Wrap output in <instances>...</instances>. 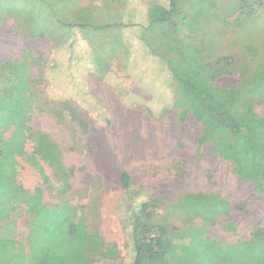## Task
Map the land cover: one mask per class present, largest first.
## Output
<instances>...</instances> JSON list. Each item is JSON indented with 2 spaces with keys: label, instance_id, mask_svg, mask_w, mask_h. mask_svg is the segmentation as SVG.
Listing matches in <instances>:
<instances>
[{
  "label": "rangeland",
  "instance_id": "rangeland-1",
  "mask_svg": "<svg viewBox=\"0 0 264 264\" xmlns=\"http://www.w3.org/2000/svg\"><path fill=\"white\" fill-rule=\"evenodd\" d=\"M29 1L34 3L31 10L21 0H0L2 94H7L16 77L9 67H3L5 64L21 65L22 77L30 75L35 83L23 153L15 158L17 183L28 195L40 189L41 206L76 210V219L86 226L94 249L99 245L101 254H108H91L87 264H124L128 245L118 214L126 193L120 184L123 172L131 176L134 186L147 189L152 200V236L160 237L163 243L170 240L176 245L180 233L214 243L218 248L212 264H225L223 253H238L241 242L264 246V196L252 183L241 181L232 165L217 155L213 143L198 148L196 140L202 127L192 115L182 123V108L160 114L148 106L149 95L127 74L129 58L115 29V14L100 19L99 23L109 24L107 30H86L91 38L98 35L97 54L112 71L103 74L107 75L103 82L89 78L93 96L110 114L109 126L97 125L75 102L54 100L44 105L50 100L43 81L45 68L58 36L50 24L51 2ZM75 5L69 3L66 9L56 5L58 21L68 25L96 23L91 14L74 11ZM179 9L186 19L165 26L155 24V31L146 32L148 43L167 58L179 54L182 44L197 49L200 63L213 81L210 84L225 91L236 89L234 97L240 102L236 114L244 104H250L264 120V0H181ZM123 92L134 96L130 104L125 103ZM228 95L225 92L219 99L224 101ZM173 98L167 91L163 99L173 102ZM55 107L63 111L64 121L49 112ZM14 130L11 126L4 132V142L11 139ZM37 134L47 136L57 147L71 184L65 195L60 194L64 181L37 152ZM13 209L10 217L0 222V239L15 240L18 249L29 255L34 216L24 205H13ZM179 242L185 251L184 241ZM181 251L174 252L179 254L177 264L201 263L199 258L187 260ZM4 252L0 251L3 259Z\"/></svg>",
  "mask_w": 264,
  "mask_h": 264
},
{
  "label": "trees",
  "instance_id": "trees-1",
  "mask_svg": "<svg viewBox=\"0 0 264 264\" xmlns=\"http://www.w3.org/2000/svg\"><path fill=\"white\" fill-rule=\"evenodd\" d=\"M180 1L121 0L125 6L122 35L130 55L127 74L149 95L151 102L148 106L155 107L156 112L164 114L174 108H182L183 113L179 118L182 123L192 115L202 127L196 140L198 148L213 143L217 155L232 165L241 181L252 183L264 196V120L250 104H244L242 111L236 114L235 109L240 104L234 97L236 89L225 91L210 84L213 81L206 66L201 65V53L197 49L182 44L179 54L167 58L158 53L145 37L147 31H155V24L165 26L171 21L186 19L179 9ZM63 26L67 30L66 35L56 43L45 68L43 81L47 84L50 100L44 105L49 106L54 100L62 104L65 101L75 102L97 125L107 127L111 121L110 114L95 99L85 77L90 70L103 77L108 66L92 52L83 36L84 26ZM166 37L171 39L168 35ZM3 67H9L16 77L10 82L6 95L0 89V222L10 217L16 204L26 206L28 214L34 216V221L31 226L30 254L19 250L15 240L0 239V251L5 250L6 257H0V264H87L91 254H101V248L98 245L94 249L86 226L77 221L76 210L69 206L55 210L41 206L43 194L40 189L28 195L17 183L15 158L23 153L27 113L34 103L35 83L30 75L22 77L21 65L5 64ZM167 91L173 93V102L164 101ZM225 92L229 95L221 101L219 95ZM124 96L126 104L134 99L129 92H125ZM7 100L11 102L7 103ZM49 112L57 120L64 121L61 109L55 107ZM70 113L73 119H77L74 111ZM11 126L15 127L14 133L9 141L4 142V132ZM35 146L41 158L64 181L60 194L70 192L69 174L56 145L47 136L37 134ZM120 184L126 192L118 206L128 245L124 264H177V249L186 253L184 256L187 260L199 258L201 263L198 264H212L213 254L218 248L214 243L206 244L198 238L180 233L184 251L179 246L180 240L175 245L170 240L163 243L160 237H153L149 212L152 200L146 195L147 189L134 186L127 172L120 175ZM101 255L108 256L107 253ZM223 262L264 264V246L241 242L238 253H223Z\"/></svg>",
  "mask_w": 264,
  "mask_h": 264
},
{
  "label": "crops",
  "instance_id": "crops-1",
  "mask_svg": "<svg viewBox=\"0 0 264 264\" xmlns=\"http://www.w3.org/2000/svg\"><path fill=\"white\" fill-rule=\"evenodd\" d=\"M23 6H28L31 8L34 6V3L29 4V0H21ZM51 2L50 6H53L50 10V24H53L52 27L55 28V32L57 33V42H59L65 35H66V28L63 26L64 24L61 23V21H58V17H57V13H58V9L56 8V5H59L62 9H66L68 7V4L70 3V5L72 6V4H78V6H74V11H83V14H91V16L93 17V19L96 20V23H75L74 25H82L85 28L83 29V36L86 38L88 44L91 47L92 52L97 55L99 57V55L97 54L96 51V46H95V41H96V37L98 35H96V37L91 38L89 37L90 35L86 32V30H90L91 33H97V32H101L104 30H107L108 28H110L109 24L107 23H99L100 19H103L105 17H112L115 14V18H117V26L115 27V29L119 30V36H120V43L123 47V49L126 51L128 58H130V55L127 52V48L125 47V39L122 35L123 33V23H124V11H125V6L122 4L121 0H49ZM37 12H41L39 9L37 10ZM38 19H42V16L39 15ZM61 19V18H59ZM68 25V24H66ZM73 25V24H71ZM62 26V27H61ZM120 26V27H119ZM94 27V29H93ZM103 27H106L105 29H101ZM100 28V29H98ZM55 43V45H56ZM9 48V46H8ZM7 48V49H8ZM55 48V46H54ZM4 49L6 50V47H4ZM54 51V49H53ZM129 63V59L128 62H126V66H128ZM107 73H112V71H105L104 74ZM93 76L96 81H105V76H101V74H96L94 71H88L86 73V77H85V81L87 84H89L91 91L93 93V89L90 85V80L89 78Z\"/></svg>",
  "mask_w": 264,
  "mask_h": 264
}]
</instances>
